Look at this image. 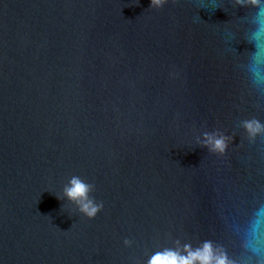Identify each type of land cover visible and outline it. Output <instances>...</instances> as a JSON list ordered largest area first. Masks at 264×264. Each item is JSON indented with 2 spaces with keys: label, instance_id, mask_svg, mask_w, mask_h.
<instances>
[{
  "label": "water",
  "instance_id": "obj_1",
  "mask_svg": "<svg viewBox=\"0 0 264 264\" xmlns=\"http://www.w3.org/2000/svg\"><path fill=\"white\" fill-rule=\"evenodd\" d=\"M251 120L264 0H0V264H147L176 241L264 264ZM73 175L94 219L58 198Z\"/></svg>",
  "mask_w": 264,
  "mask_h": 264
},
{
  "label": "clouds",
  "instance_id": "obj_2",
  "mask_svg": "<svg viewBox=\"0 0 264 264\" xmlns=\"http://www.w3.org/2000/svg\"><path fill=\"white\" fill-rule=\"evenodd\" d=\"M166 2L167 0H150V6L161 8ZM246 2L259 5L261 0H246ZM244 128L250 138L264 134V125L257 120L246 121ZM203 146L213 153L222 155L228 147V141L223 135L205 134ZM94 187L93 184L73 175L63 186L62 194L58 198L66 199L69 204L75 206L81 216L91 220L104 208L102 202L97 203L91 196ZM125 244L130 245L131 241L125 240ZM147 264H231V261L223 251L214 248L210 242L193 248L191 244L181 245L179 241H176L174 247H163L152 253L147 259Z\"/></svg>",
  "mask_w": 264,
  "mask_h": 264
}]
</instances>
